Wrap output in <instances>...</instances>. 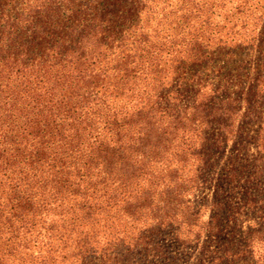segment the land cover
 Returning a JSON list of instances; mask_svg holds the SVG:
<instances>
[{
	"label": "trees",
	"instance_id": "obj_1",
	"mask_svg": "<svg viewBox=\"0 0 264 264\" xmlns=\"http://www.w3.org/2000/svg\"><path fill=\"white\" fill-rule=\"evenodd\" d=\"M205 208L196 264H264V0H0V264H131Z\"/></svg>",
	"mask_w": 264,
	"mask_h": 264
},
{
	"label": "rangeland",
	"instance_id": "obj_2",
	"mask_svg": "<svg viewBox=\"0 0 264 264\" xmlns=\"http://www.w3.org/2000/svg\"><path fill=\"white\" fill-rule=\"evenodd\" d=\"M211 195L209 188H203L193 194L192 200L201 202ZM209 216L208 209H204L198 219L197 225L193 226L189 231L181 229L182 235L178 240L163 233L156 242L151 243V246L146 251L140 253L135 252L129 254L128 259L131 264H196L201 258L205 257L209 251H212V239L205 232V222ZM183 227V226H182ZM130 233L135 232V229H129ZM131 240L126 238L125 246L132 245ZM160 248V252L155 248ZM154 248V249H152ZM140 249V246L138 247ZM207 250V251H204Z\"/></svg>",
	"mask_w": 264,
	"mask_h": 264
}]
</instances>
